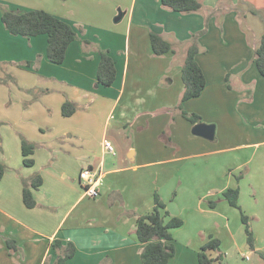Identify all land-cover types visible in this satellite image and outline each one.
<instances>
[{"label": "crops", "instance_id": "0c3cea01", "mask_svg": "<svg viewBox=\"0 0 264 264\" xmlns=\"http://www.w3.org/2000/svg\"><path fill=\"white\" fill-rule=\"evenodd\" d=\"M84 1L92 8L0 0L18 13L45 10L78 33L64 63L56 65L47 56L48 36L10 34L0 8V162L6 166L0 264H56V241L76 247L66 264H143L145 245L132 213L150 214L156 193L170 214L166 221H184L172 230L176 254L169 264H199L210 237L264 255V78L254 62L264 34V0H245L246 6L242 0H198L204 9L191 14L167 10L162 0ZM210 15L196 56L206 88L182 105L215 125L213 141L195 136L196 124L176 110L190 40ZM151 33L172 42L174 51L155 57ZM99 49L116 63V80L108 87L98 82ZM65 103L77 109L71 117L62 114ZM22 139L36 145L31 168L23 162ZM85 168L96 172L97 198L86 195L80 180ZM36 175L43 185L33 191L38 206L29 209L23 180ZM237 187L254 250L240 211L223 200V192ZM7 240L18 250L10 252ZM224 258L216 264H225Z\"/></svg>", "mask_w": 264, "mask_h": 264}, {"label": "trees", "instance_id": "16d2710c", "mask_svg": "<svg viewBox=\"0 0 264 264\" xmlns=\"http://www.w3.org/2000/svg\"><path fill=\"white\" fill-rule=\"evenodd\" d=\"M162 6L167 10L180 14L196 13L204 9L203 2L198 0H162ZM0 8L2 11V22L10 34L25 38L47 35V56L49 61L56 65L64 63L69 46L78 40V33L70 24L45 10H31L18 13L2 5ZM212 16L207 17L203 30L193 34L182 68V79L185 90L181 103L176 110L192 124L202 123V118L197 114L185 111L182 104L183 102L199 98L206 88V77L196 60V56L202 51L199 40L206 34L208 20ZM150 38L155 57H162L174 51V44L163 36L151 33ZM85 43L89 42L85 41ZM98 52L101 56L97 74L98 82L108 87L116 80V63L108 51L99 49ZM254 62L260 75L264 78V34L259 46L255 50ZM27 64L29 65L30 63ZM76 110L75 105L65 103L62 108V114L64 117H71ZM164 142L166 145H169L167 141L164 140ZM35 151L36 145L22 139L23 162L26 167L31 168L35 165ZM5 173L6 166L0 162V183ZM243 177L244 175L241 173L236 177L237 181L240 182ZM23 185V201L25 206L29 209L36 208L38 204L34 199L33 191L39 190L42 187V177L36 175L29 180H23ZM173 196L175 197L176 193ZM222 196L223 200L227 201L231 207L240 211L241 221L245 226L248 237V245L251 250H254L255 238L251 230L250 218L244 213L239 202V187L227 189L223 192ZM217 204L218 201L209 202L211 208H215ZM132 215L138 219L136 229L137 238L139 242L145 245L141 253L143 264H169L170 260L176 254L175 239L172 235V230L182 227L184 221L179 217H173L169 221H166L170 214L166 211V205L158 193L154 195V209L150 214L140 216L132 213ZM7 245L10 252L18 250L15 241L7 240ZM53 248L58 252L56 264H66V262L72 260L76 255V247L72 243L63 245L62 242L56 241ZM221 248V241L217 238L210 237L209 241L201 247L198 253V263L216 264L218 261L222 263L224 256L221 253ZM210 252H220L219 259L212 258ZM261 257L264 259V255L261 254Z\"/></svg>", "mask_w": 264, "mask_h": 264}, {"label": "rangeland", "instance_id": "374dc122", "mask_svg": "<svg viewBox=\"0 0 264 264\" xmlns=\"http://www.w3.org/2000/svg\"><path fill=\"white\" fill-rule=\"evenodd\" d=\"M12 1L18 2L19 0H12ZM58 1L62 3H66V5L68 6H73L75 3H77L79 5H82L85 8H92V5H88L84 0H58ZM94 1H99V0H94ZM41 3H43V1H41ZM242 4L243 6H246L248 3L245 0H242ZM104 7L105 6L98 7L102 13L104 12V9H103ZM260 24L262 25L261 21H260ZM221 249L225 254V258H224L225 264H262L261 258H260L261 255L259 256V255L250 254V251L243 249L240 246L234 245L233 242L229 239H225L223 241ZM244 255H249L250 260L247 261L244 258Z\"/></svg>", "mask_w": 264, "mask_h": 264}, {"label": "built area", "instance_id": "2783aa9c", "mask_svg": "<svg viewBox=\"0 0 264 264\" xmlns=\"http://www.w3.org/2000/svg\"><path fill=\"white\" fill-rule=\"evenodd\" d=\"M104 147L110 153L115 152L114 146L110 142H105ZM80 180L83 183L82 185L88 197L94 199L99 196V193L97 190L98 178H97L96 172L93 169H90V168L83 169L80 173ZM244 258L247 261L250 260L249 255H244Z\"/></svg>", "mask_w": 264, "mask_h": 264}, {"label": "water", "instance_id": "95a60500", "mask_svg": "<svg viewBox=\"0 0 264 264\" xmlns=\"http://www.w3.org/2000/svg\"><path fill=\"white\" fill-rule=\"evenodd\" d=\"M121 18L122 15L120 14L115 20L118 22L121 20ZM215 131H216L215 125L199 123L193 127L192 133L195 136L202 137L209 141H213L215 138Z\"/></svg>", "mask_w": 264, "mask_h": 264}]
</instances>
